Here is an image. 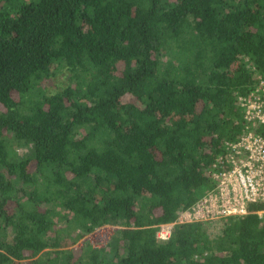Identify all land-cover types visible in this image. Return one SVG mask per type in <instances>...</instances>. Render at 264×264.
Here are the masks:
<instances>
[{
  "label": "trees",
  "instance_id": "obj_1",
  "mask_svg": "<svg viewBox=\"0 0 264 264\" xmlns=\"http://www.w3.org/2000/svg\"><path fill=\"white\" fill-rule=\"evenodd\" d=\"M258 74L264 0H0V264H264L257 214L158 237Z\"/></svg>",
  "mask_w": 264,
  "mask_h": 264
},
{
  "label": "built area",
  "instance_id": "obj_2",
  "mask_svg": "<svg viewBox=\"0 0 264 264\" xmlns=\"http://www.w3.org/2000/svg\"><path fill=\"white\" fill-rule=\"evenodd\" d=\"M237 100L243 111L239 136L224 141L211 167V184L197 202L180 210L175 222L159 225L161 240L170 238L177 223L206 221L219 233L231 217L257 214L264 219V207H251L264 205V74L256 75L245 92H238ZM104 226L110 231L96 245L104 244L115 227Z\"/></svg>",
  "mask_w": 264,
  "mask_h": 264
},
{
  "label": "rangeland",
  "instance_id": "obj_3",
  "mask_svg": "<svg viewBox=\"0 0 264 264\" xmlns=\"http://www.w3.org/2000/svg\"><path fill=\"white\" fill-rule=\"evenodd\" d=\"M62 80H64V78L63 77H59V78H57L56 80H55V84H53V83H51L50 85H49V87H51V88H54L55 87V85L57 84V83H59V84H61V81ZM19 150V153L20 154H23L25 151H26V148H20V149H18ZM113 230V229H112ZM109 231H110V227H108V226H103V227H100L99 229H97V230H95L94 232H92V233H90V234H87L84 238H82L77 244H75V245H79V244H81V242L83 241V240H85V239H89V240H91L93 243H102V242H104L105 240H106V238H107V235H108V233H109ZM159 231V230H158ZM216 234H218V232H215ZM74 245V246H75ZM73 246V247H74Z\"/></svg>",
  "mask_w": 264,
  "mask_h": 264
}]
</instances>
